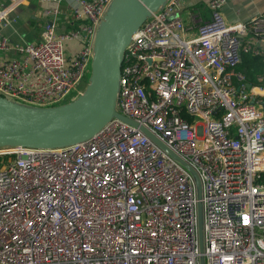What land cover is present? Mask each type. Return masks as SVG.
<instances>
[{
    "label": "built area",
    "instance_id": "built-area-1",
    "mask_svg": "<svg viewBox=\"0 0 264 264\" xmlns=\"http://www.w3.org/2000/svg\"><path fill=\"white\" fill-rule=\"evenodd\" d=\"M20 1L0 3V24ZM39 1L53 6L38 41L0 30V96L49 107L86 86L112 0H71L67 30V0ZM184 1L152 11L124 49L115 108L136 125L112 117L69 145L0 146V264H264V110L236 70L242 52L264 53V11L227 23L226 0H208L184 37ZM69 40L80 47L67 54Z\"/></svg>",
    "mask_w": 264,
    "mask_h": 264
},
{
    "label": "water",
    "instance_id": "water-1",
    "mask_svg": "<svg viewBox=\"0 0 264 264\" xmlns=\"http://www.w3.org/2000/svg\"><path fill=\"white\" fill-rule=\"evenodd\" d=\"M165 1H111L94 38L90 76L75 99L56 106L32 107L0 96V146L52 148L69 145L90 137L112 117L136 125L115 108L123 53L145 18ZM198 234L202 250L200 205ZM200 264H204L203 257Z\"/></svg>",
    "mask_w": 264,
    "mask_h": 264
},
{
    "label": "crops",
    "instance_id": "crops-1",
    "mask_svg": "<svg viewBox=\"0 0 264 264\" xmlns=\"http://www.w3.org/2000/svg\"><path fill=\"white\" fill-rule=\"evenodd\" d=\"M9 2L10 0H0V3ZM70 2L71 0H67L64 4L62 3L61 14L56 17L60 30L73 27ZM207 2L208 0H185L183 2L178 14L187 28L184 37L195 35L197 26L209 19L210 9ZM45 6H53V3L21 0L10 13L7 24L4 26L0 24V30L7 34L12 41H38L42 25L47 20L42 15V8ZM220 10L227 23H247L251 17L264 11V0H226ZM236 70L243 74L245 85L253 91L254 100L259 102V108L264 110V80L258 79L259 75L264 74V71L256 73L253 81L250 82L242 70Z\"/></svg>",
    "mask_w": 264,
    "mask_h": 264
},
{
    "label": "trees",
    "instance_id": "trees-1",
    "mask_svg": "<svg viewBox=\"0 0 264 264\" xmlns=\"http://www.w3.org/2000/svg\"><path fill=\"white\" fill-rule=\"evenodd\" d=\"M236 69L242 70L245 73L246 79L252 82L256 73L264 71V53L261 55H253L249 52H242L241 62L237 65ZM87 80L88 79L86 78V81ZM67 98L69 99V96ZM66 100L67 99L65 98L61 103L56 105L68 103L69 101Z\"/></svg>",
    "mask_w": 264,
    "mask_h": 264
},
{
    "label": "rangeland",
    "instance_id": "rangeland-1",
    "mask_svg": "<svg viewBox=\"0 0 264 264\" xmlns=\"http://www.w3.org/2000/svg\"><path fill=\"white\" fill-rule=\"evenodd\" d=\"M64 46H65V51H66V53L68 54V53H72V52H74L75 50H77L79 47H80V43L78 42H76V41H74V40H69V41H65L64 42ZM90 68H91V64H90V66H89ZM90 76V72H87V74H86V78L88 79V77ZM83 88V87H82ZM72 95V94H71ZM70 95V96H71ZM70 96H69V99H70ZM67 100L66 101H69V99L68 98H66ZM65 101V102H66ZM17 104H20V105H25V104H23L22 102H19V101H15Z\"/></svg>",
    "mask_w": 264,
    "mask_h": 264
}]
</instances>
